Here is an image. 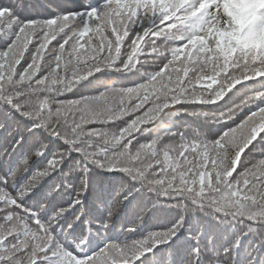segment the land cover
<instances>
[{
	"label": "snow or ice",
	"instance_id": "6c2138e0",
	"mask_svg": "<svg viewBox=\"0 0 264 264\" xmlns=\"http://www.w3.org/2000/svg\"><path fill=\"white\" fill-rule=\"evenodd\" d=\"M73 89L78 98H65ZM207 105L228 111L196 110ZM182 113L219 127L178 128ZM108 173L119 183L97 195L99 222L83 204L90 174ZM134 194L179 217L144 231L139 213L119 233L93 236L87 225L111 232ZM197 214L231 229L228 239L193 231L186 217ZM258 256L264 0H0V264H262Z\"/></svg>",
	"mask_w": 264,
	"mask_h": 264
},
{
	"label": "trees",
	"instance_id": "16d2710c",
	"mask_svg": "<svg viewBox=\"0 0 264 264\" xmlns=\"http://www.w3.org/2000/svg\"><path fill=\"white\" fill-rule=\"evenodd\" d=\"M60 3H74L75 0H57ZM151 59V58H150ZM125 77L133 78L132 73H125ZM138 76H141L142 73H138ZM103 90V89H101ZM76 90L73 89L69 93L65 94V98L67 99H75L78 98L75 95H72V92ZM83 95H92L94 93L85 92ZM239 101H237L238 103ZM220 103V102H218ZM228 107H232L229 105ZM192 109L189 108V111ZM196 110H203L209 112V114L218 115L219 112H227L228 108H218L217 105H207L202 109L197 108ZM235 115H239L236 113ZM235 118V116L233 117ZM243 118V117H241ZM177 127L183 128L184 125H192L196 127H200L202 129H215L218 128V125H210L205 121L198 119L189 115L188 113H182L177 118ZM239 120H237V123ZM211 123V121H209ZM223 123V122H222ZM175 130V128H174ZM143 142V141H142ZM90 180L92 184V190L87 194L86 199L83 204V208L87 211L89 215H91L95 220L102 222L106 217V211L102 208H99L95 204V200L97 195L99 194L102 198L107 199L109 195H114V190L117 189L119 183V177L115 176L111 173L106 175H96L90 174ZM75 210L70 212L67 217V222H72L73 213ZM143 213L144 223L140 226L144 231L154 230L156 227H164L172 222H175V219L179 217L180 210L174 207H170L165 203H155L153 194L144 195H135L134 198H130L128 201H125L118 212L112 217V221L110 224L111 232L105 233L102 232V223L90 224L87 225L88 228L92 230V235H101L108 234L113 235L115 233H119L122 228L127 227V220L129 217L134 216L136 214ZM186 221L192 225L193 231H195L198 227L202 226L204 229L205 237H208L209 234H214L213 238L220 240H227L229 235L231 234V229L228 228H218L215 222L210 218L206 217L203 214H197L196 217L188 216L186 217ZM73 227L79 231L81 228L85 227L81 224L80 221H77ZM131 227V225H129ZM180 238V242L191 243L188 240L186 234L181 232L178 234ZM245 245H247V240H245ZM257 260L262 261L264 264V257L258 256Z\"/></svg>",
	"mask_w": 264,
	"mask_h": 264
}]
</instances>
